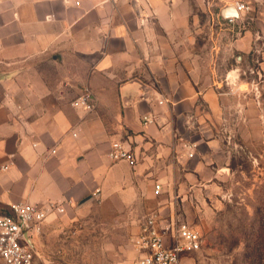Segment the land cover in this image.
Returning <instances> with one entry per match:
<instances>
[{
  "label": "crops",
  "instance_id": "1",
  "mask_svg": "<svg viewBox=\"0 0 264 264\" xmlns=\"http://www.w3.org/2000/svg\"><path fill=\"white\" fill-rule=\"evenodd\" d=\"M189 14L176 0H0V204L70 206L107 184L149 197L151 184L163 189L170 172L218 148L200 115L186 135L194 129L181 109L230 98L207 86V65L204 84L189 78L200 58ZM252 58L236 70L249 72ZM213 63L218 84H237V71ZM84 89L91 112L71 106ZM115 142L131 148L135 167L108 159Z\"/></svg>",
  "mask_w": 264,
  "mask_h": 264
},
{
  "label": "rangeland",
  "instance_id": "2",
  "mask_svg": "<svg viewBox=\"0 0 264 264\" xmlns=\"http://www.w3.org/2000/svg\"><path fill=\"white\" fill-rule=\"evenodd\" d=\"M176 2L190 9L189 46L200 57L195 63L196 75L189 78L195 85L204 84L207 65V86L230 97L213 109L200 99L193 107L181 109L187 115L185 125L194 129L184 131L189 140L195 137L196 116L200 115L219 134L218 148L209 155H198L197 166H185L174 175L170 172L166 183L160 181L164 186L158 193L151 184L149 197L133 196L127 189L107 184L90 194L86 203L79 205V200L64 212L50 215L33 238L39 254L35 264H131L135 254L132 239L149 212L195 227L201 249L190 255L187 261L191 264H264V82L258 94L248 87L250 80H261L257 69L264 73L260 64L264 2L255 1L244 24L235 27L217 24L215 0ZM235 39H241L239 45L233 43ZM180 48L187 47L180 44ZM254 54V74L238 72L242 59L237 57ZM213 59L220 67L237 71L233 76H237V84H231L233 78L228 80L230 84L217 83ZM4 212L0 207V215Z\"/></svg>",
  "mask_w": 264,
  "mask_h": 264
},
{
  "label": "built area",
  "instance_id": "3",
  "mask_svg": "<svg viewBox=\"0 0 264 264\" xmlns=\"http://www.w3.org/2000/svg\"><path fill=\"white\" fill-rule=\"evenodd\" d=\"M218 2L215 14L218 25L235 27L244 24L247 15L253 11V0H215ZM256 3V2H255ZM229 9L237 14H224ZM239 35V32H235ZM260 37H258L259 39ZM258 63V62H257ZM258 70L259 82L250 80V92L258 94L260 84L264 82V73ZM254 69L249 70L254 74ZM262 77V78H261ZM74 109L91 112L95 108L88 89H84L71 102ZM144 125L152 123L148 116L142 117ZM192 147H194L192 145ZM53 152V151H52ZM192 154L190 153L189 156ZM107 157L112 162L124 161L135 167L136 159L131 148L120 142L111 144ZM8 165H0V171H6ZM155 193L161 190L159 184L154 186ZM70 203H47L46 205L28 202L10 206L9 214L0 215V264H35L37 255L26 242L37 237L44 222L50 215L62 213ZM134 257L131 264H191L190 255L201 249V237L195 227L187 221L175 217H161L157 212L145 214L132 239Z\"/></svg>",
  "mask_w": 264,
  "mask_h": 264
},
{
  "label": "water",
  "instance_id": "4",
  "mask_svg": "<svg viewBox=\"0 0 264 264\" xmlns=\"http://www.w3.org/2000/svg\"><path fill=\"white\" fill-rule=\"evenodd\" d=\"M253 1H256V2H261V0H253ZM231 14L233 16H237V14L233 11V9H229L227 12H224V14ZM237 60L239 61L240 60V57H237ZM91 199V196H86L84 197L83 199H81V201L79 202V205H82L84 203H86L87 201H89ZM26 242L28 243V245L32 248V250L34 251V253L38 256V252L36 251L35 249V246L33 245V243L29 240V239H26Z\"/></svg>",
  "mask_w": 264,
  "mask_h": 264
},
{
  "label": "trees",
  "instance_id": "5",
  "mask_svg": "<svg viewBox=\"0 0 264 264\" xmlns=\"http://www.w3.org/2000/svg\"><path fill=\"white\" fill-rule=\"evenodd\" d=\"M0 207L4 208V210H5V212L2 214H9L11 211L10 206H5V205L0 204Z\"/></svg>",
  "mask_w": 264,
  "mask_h": 264
}]
</instances>
